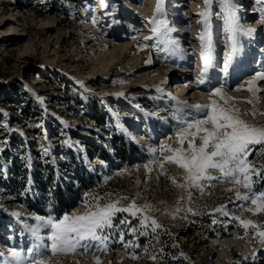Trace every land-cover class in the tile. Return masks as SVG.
<instances>
[{
	"label": "rangeland",
	"instance_id": "rangeland-1",
	"mask_svg": "<svg viewBox=\"0 0 264 264\" xmlns=\"http://www.w3.org/2000/svg\"><path fill=\"white\" fill-rule=\"evenodd\" d=\"M235 5L239 24L255 31L237 33L240 51L225 77L220 68L229 51L228 12L221 0H213L212 83L197 85L203 0H165L167 20L176 29L172 37L183 49V55L168 59L151 47L154 41L144 40L152 35L146 23L156 0H0V251L26 249L30 238L21 235V227L35 223V216L84 214L85 200L99 197L101 206L119 200L118 207H128L135 201L143 212L116 213L117 227L105 229L110 234L106 253L78 249L49 255L51 264H95L93 256L101 264H264L257 235L264 231V212L256 213L255 205L230 191L251 195L248 189L222 178L180 187L187 184L184 169L164 160L173 155L164 146L181 148L176 133L184 122L202 118L203 111L192 106L211 99L225 106L209 95L212 86L224 84L236 101L252 100L234 106L248 124L264 127V91L254 97L234 90L247 89L246 81L264 71V6L256 0H235ZM146 43L149 47H143ZM179 79L188 90L187 106L170 98ZM256 86L264 89V80ZM29 108L35 113L26 112ZM124 140L136 147L121 158L116 148L123 150ZM195 143L198 147L199 139ZM250 148L248 160L263 170L253 177L259 194L264 145ZM209 174L221 176L214 169ZM66 181L75 182L77 192L69 209L56 199L59 188L66 191ZM142 216L150 217L146 226ZM233 217L251 219L258 227L245 229ZM125 219L129 223L120 224Z\"/></svg>",
	"mask_w": 264,
	"mask_h": 264
},
{
	"label": "snow or ice",
	"instance_id": "snow-or-ice-1",
	"mask_svg": "<svg viewBox=\"0 0 264 264\" xmlns=\"http://www.w3.org/2000/svg\"><path fill=\"white\" fill-rule=\"evenodd\" d=\"M221 2L228 12L225 17V31L228 33L229 51L224 56L220 71L227 77L234 57L240 51L236 38L237 33L251 36L255 30L244 29L239 24L236 17L235 0H221ZM212 3L213 0H203V9L198 13L201 17L198 23L203 25V30L198 34V39L201 42L200 59L202 65L195 81L197 85L206 82L211 84L212 79L209 78L208 73L210 69L215 67L210 24ZM256 3L264 6V0H256ZM164 4L165 0H156L154 13L146 23L152 35L145 36L144 40L154 41L151 47L157 52H163L165 54L164 59H168L172 56L183 55V49L179 42L172 37V33L176 29L169 25ZM261 12L264 13V7L261 8ZM261 20L264 22V15H262ZM143 47H149V45L146 43ZM262 80H264V71H257L251 79L246 81L247 89L241 86L234 90H247L255 97L258 92L264 91V89L256 86ZM162 83L164 82L162 81ZM158 90L162 91V89ZM209 95L219 97L225 106H221L216 99H211L207 104L192 106L203 111L202 118L184 122L185 126L182 131L176 133L180 138L181 148L171 149L164 146V150L173 153V155L165 156L164 160L168 163H175L184 169L187 184H182L180 187L188 185L198 187L202 180L221 178L231 180L234 185L248 189L251 193V195H242L238 188L230 189V191H236L238 199L250 201L256 206V213L264 212V191L259 194L253 191L255 183L253 177H260L262 169L256 168L254 162L248 160V156L251 154V145H264V127L248 124L240 118V110L234 106L237 102L252 104L253 101H236L235 98L227 95L224 84H220L219 87L212 86L209 89ZM178 103L187 106V101H179ZM256 114V112L252 113L253 116ZM260 114L264 115V113ZM197 139L200 141L198 147L195 143ZM185 142H187V149L183 147ZM161 167H163L162 164ZM210 169L218 170L221 176H211L209 174ZM173 180L175 182L174 178ZM99 199V197H93L92 202L86 199L85 207L88 211L84 214H65L62 217L35 216L33 218L35 223H23L21 235L30 238L29 246L26 249L12 247L7 253L0 251V264H51L48 259L49 255L66 256L78 249H83L85 253H88L92 248H96L106 253L110 234L105 229L117 227L113 222L116 213L126 212L135 217L143 210L137 208L135 201L128 207H118L119 200L101 206L97 202ZM13 215L19 217L20 213ZM149 219L148 216H142L141 225L146 226ZM233 219L239 220L240 226L245 229L250 226L258 227L251 219L240 217H233ZM126 223H129L126 219L120 221V224ZM151 223L155 227H159L154 219L151 220ZM45 230L46 234H42ZM131 231L135 233L137 229L132 228ZM257 235L261 238L260 243L264 244V231H258ZM121 240H123V234H121ZM130 244L131 242L125 244V247ZM132 258L137 259L138 257L133 255ZM93 259L95 264H101L99 257L93 256ZM152 259H155V256Z\"/></svg>",
	"mask_w": 264,
	"mask_h": 264
},
{
	"label": "trees",
	"instance_id": "trees-1",
	"mask_svg": "<svg viewBox=\"0 0 264 264\" xmlns=\"http://www.w3.org/2000/svg\"><path fill=\"white\" fill-rule=\"evenodd\" d=\"M91 96H89L90 98ZM93 100H90L89 102L92 103V104H98V99H94L92 98ZM24 104H25V107H30L29 106V102H26L24 101ZM26 112L30 113V114H33L35 113V111L32 109V108H29ZM97 121H100L102 120L101 118H96ZM118 136L115 134V139H117ZM135 144L133 142H129L127 143L126 140H124V147H123V150H119L120 148H116V152L118 153V155L122 158V157H126V153L128 152H132L135 150ZM121 151V152H120ZM28 168V167H27ZM263 171V170H262ZM262 183H264V172H263V176H262V180H261ZM65 185L67 187H65ZM65 185H64V188L66 189V191L63 189V188H59L57 191H56V199H57V203L58 204H62L61 206L63 208H71L72 205L74 204L75 200H76V193L74 192V188L76 186L75 182H71V181H66L65 182ZM67 195L66 197H64V195ZM27 195H29V192L27 191V194H26V197Z\"/></svg>",
	"mask_w": 264,
	"mask_h": 264
},
{
	"label": "bare ground",
	"instance_id": "bare-ground-1",
	"mask_svg": "<svg viewBox=\"0 0 264 264\" xmlns=\"http://www.w3.org/2000/svg\"><path fill=\"white\" fill-rule=\"evenodd\" d=\"M247 14H248V11H247ZM0 26H1V21H0ZM52 27H53V25L51 26H49V25H47L45 28H49V29H52ZM45 28H43V29H45ZM0 32H2V31H0ZM17 45V44H16ZM15 45V46H16ZM140 68H142V67H140ZM144 68V67H143ZM105 70V69H104ZM132 71V70H131ZM130 73V72H129ZM169 82H171V80H169ZM183 82H184V80L183 79H179V82H178V84H177V87H176V89H178V92H181V93H184L183 94V96L185 95V94H187V93H185L184 92V89H183ZM178 92H173V95H177L176 93H178Z\"/></svg>",
	"mask_w": 264,
	"mask_h": 264
}]
</instances>
